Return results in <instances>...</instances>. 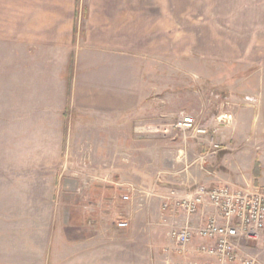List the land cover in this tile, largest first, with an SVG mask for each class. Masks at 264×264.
<instances>
[{"label": "rangeland", "instance_id": "374dc122", "mask_svg": "<svg viewBox=\"0 0 264 264\" xmlns=\"http://www.w3.org/2000/svg\"><path fill=\"white\" fill-rule=\"evenodd\" d=\"M138 3L142 15L156 14L146 16L151 24H142L140 32L100 30L112 13ZM72 11L73 0H0V264H132L134 251L128 245L117 251L112 233L118 222L138 216L120 198L132 194L133 179L117 174L122 164L132 172L136 161L125 148L116 159L121 145L113 139L122 132L150 137L156 155H142L140 162L144 169L150 161L153 176L168 162L176 177L186 175L190 163L218 172V156L237 152L245 130L238 129L231 142L232 128L221 129L212 143H182L168 138V124L191 111L207 123L230 114L234 104L252 106L254 123L264 113V0H79L71 42ZM134 40L142 43L141 55L130 47ZM73 56L69 104L66 67ZM140 85L156 89L148 96L156 104L150 123L148 116L127 119L132 111L116 105L86 104L92 88L129 92ZM259 134V128L250 132ZM106 139L109 162L102 163ZM237 164L244 169L248 160L242 156ZM194 170L189 177L195 178ZM241 185H253L248 173ZM136 239L127 235L124 245ZM244 248L255 264H264V230ZM164 260L160 253L148 264Z\"/></svg>", "mask_w": 264, "mask_h": 264}, {"label": "crops", "instance_id": "0c3cea01", "mask_svg": "<svg viewBox=\"0 0 264 264\" xmlns=\"http://www.w3.org/2000/svg\"><path fill=\"white\" fill-rule=\"evenodd\" d=\"M76 10H77V17L75 18ZM111 15L115 17L111 18L109 21L108 20L106 22L104 21L100 26V30L103 31L107 29L108 31H112L114 33L117 32L118 34L121 32H131V33L140 32L142 24H151L150 19L146 18V16L147 15L156 16L155 13L142 15V9L140 7V3L137 4V7H133V8L124 7L118 13L116 14L112 13ZM71 17L72 19L70 20L69 36L72 42L74 36V23L75 21L77 22L78 19V6H76V0H73V11ZM163 25L164 26L162 28H166L165 21L163 22ZM101 42H102L101 46L110 47L109 43L102 40ZM117 42L120 41L118 40ZM117 44L118 45L116 47L119 48L125 47L123 43H117ZM143 46H146V44H144ZM130 47L137 48L138 52L136 54L141 55V52L139 50L140 48H142V43L140 41L134 40L133 44ZM124 53L126 52L120 51V55L124 56L125 55ZM71 64L72 67H71V75H70L69 74L70 58H69L66 67L67 68L66 79H67V84L69 85V91H67L68 87H66V93H65L66 98L69 97L68 100L69 104H70V97H72L71 82L74 73L73 72L74 56L72 57ZM149 78L151 77L149 76ZM151 90H152V94H154L155 93L154 90L156 89L153 88ZM151 90L146 89L141 85L139 86V88H134L129 92H123V91L114 92V91L99 90L92 88L87 94L88 98L86 104L89 106L103 107L105 109H108L109 107L113 108L114 105H116L118 107H122V110L127 109L126 111H132V113L128 115L127 119H129L130 116H132L135 119L137 118L142 119L148 116L147 122L150 123V119L154 117L156 114V104L154 103L153 99L150 100L148 98V96L151 95L150 94ZM214 99L218 101L216 98ZM198 101L199 100L196 99V102ZM169 102H170L169 99H167V104ZM173 102H175V99ZM213 103L215 104V101H213ZM69 104H68V108H69ZM129 107H132L133 109L129 110ZM240 108H241L240 104L239 105L234 104V107L232 111H230V114H226V116H231V122L229 123L223 120L219 121L218 118L215 120L214 117H212L213 118V120H211L212 122L209 121L205 124L208 130H207V135H203V136H194L190 132L183 133L181 130L175 127V124L172 125L168 124V138H171L173 141L178 139V141H181L182 143L193 142L196 144H206L205 142L208 141L207 140L208 138H211L213 142V138L215 139L216 137H218V134L220 133L221 129L222 130L229 129L228 131H230V128H232V130L234 129V135H232V137L230 135L229 137L231 138L228 139L230 140L228 142H231V140H234L233 136H235V134H236L235 137L237 138L238 133L235 132H237L238 129H242L243 131L245 130L246 135L244 136V138L238 135L239 140L237 143L240 144V149L237 152L231 154L226 153L223 156H218V166H219L218 172L216 171L211 172L209 169H206L207 168L206 163H204L203 166L202 165L199 166V164H195V163L194 164L190 163L184 168L185 169L184 172H187L186 175L180 174L178 177H176L175 175L170 173L171 170H169L168 168L171 167L172 164L168 162V168L167 166H165L163 171L158 172L156 173V175L153 176L152 174L154 173L152 174L150 173V170H152L150 169L151 168L150 166L151 164H149L150 161L146 163L145 166H143L144 169H142L140 162V160L142 159V155H144L145 160H151L154 158L153 156L156 155L154 151L155 150L154 147H151L152 144L150 137L144 139H141V137L136 135L126 137L125 134H123L122 132V135L120 137L113 139V141L116 140V143L118 145H121V149L119 153H117L118 158L116 159L120 160L121 156L123 157L126 154L124 150L125 148L126 150L127 149L129 150L127 157L128 158L132 157L131 159L133 160V162L136 161V163H133L132 172L126 171L125 166L122 164L119 167H117L122 170V171H117V174L119 173L118 175L120 176L132 177L133 184L132 187H130L132 189V194L129 193L131 191L130 188H129L130 191L123 189L125 191H129L128 195L130 196V200L128 202H123L121 200V203L126 205L131 204L132 208L138 210L137 211L138 216H135L132 222L128 221L127 219H123V221L128 224V227L124 229H119L117 227L118 229H114V233H112L114 235L113 239L114 240L116 239L115 245H117L116 248L117 251L121 249L123 250V247L125 246L127 247V245H128L127 248L134 251L135 257H132L133 258L132 264H141V262L143 264L145 263L148 264V262L153 261L155 256L160 255V253L162 256L165 257L164 260L165 264H186L188 263L189 260L194 259V255L183 256L180 253L176 252L171 247V244L169 242L168 231L170 224L173 223L174 221H176L179 224H182L184 222V217L181 215L177 217H170L168 216V212L167 213L161 212V205L163 198L166 197L170 191L174 190L181 195H185L191 193V191L194 189L196 185H201V184H205L208 186H213L218 184H231V185L235 184L237 186L238 183L243 182V177L247 173L252 177L253 185L257 187L259 186L264 187V167H263L264 113L262 112L260 114L261 119L259 123L257 121L254 123V119H253L254 111L252 109L253 107L250 105H245L242 109ZM190 114L196 115V113L195 112L193 113L192 111L186 115L192 116ZM141 119L138 120L139 121L138 123H140ZM123 123L124 121L121 120L120 127L123 126ZM221 123L224 124L223 128H220ZM254 128H259L260 136H258V138L252 137L250 135V132H252ZM173 131L179 132L180 136H176V137L170 136L171 132ZM258 142H261L262 149H259L260 146H258ZM234 143L236 142L234 141ZM108 144H109L108 139L102 142V147L99 153L102 163L103 161H105L106 163L109 162L110 151ZM131 144L132 147L130 151ZM147 144L148 146H146ZM142 145L143 147L145 146V148H147V151L143 152L141 150ZM242 156L245 160H248V165L246 164L244 169H241V167L237 164V160H239ZM256 161H258L260 165L259 167L255 168L254 165ZM106 166H107L106 168L109 169L108 164ZM106 168H103L102 174L106 171L105 170ZM191 169H195L194 171L197 172L195 178L189 177V173H191ZM125 171L127 173H124ZM226 175L231 176L234 182L231 181V178L227 179ZM142 178L143 180L148 182V185H144L148 187L147 189L146 188L143 189L141 187ZM254 180L257 181L255 182L257 184H254ZM191 184H194L195 186L193 188H190ZM121 186L124 187L123 184H121ZM141 192L144 193V195L139 194ZM121 196H123V194L120 195V198ZM154 203L158 205L156 211L153 209ZM211 212L212 211L208 210L199 213L198 215H196L191 219L190 221L191 225L194 226L195 228L200 227L203 221ZM106 234L109 236L107 232ZM127 235L128 236L130 235L131 237L136 236L137 243L135 244L133 243L130 245L126 243V245H124L125 242L124 239ZM105 243L109 245L110 242H105ZM142 256H145V259L143 261H142Z\"/></svg>", "mask_w": 264, "mask_h": 264}, {"label": "built area", "instance_id": "2783aa9c", "mask_svg": "<svg viewBox=\"0 0 264 264\" xmlns=\"http://www.w3.org/2000/svg\"><path fill=\"white\" fill-rule=\"evenodd\" d=\"M217 100L219 96H215ZM231 122V116L218 118ZM206 123L181 115L175 127L194 136L207 135ZM212 142V139H211ZM128 202L130 196H121ZM212 211L202 225L195 228L190 221L204 211ZM161 212L170 217H184L182 224L169 226L171 247L183 256L194 255L186 264H255L244 246L257 242L264 230V190L253 185H196L191 193L181 195L172 190L163 198ZM117 227H128L118 222ZM197 242V243H196Z\"/></svg>", "mask_w": 264, "mask_h": 264}, {"label": "trees", "instance_id": "16d2710c", "mask_svg": "<svg viewBox=\"0 0 264 264\" xmlns=\"http://www.w3.org/2000/svg\"><path fill=\"white\" fill-rule=\"evenodd\" d=\"M76 6H78V0H76ZM86 15H87V14H86V9H84L83 16L86 17ZM76 17H77V10H76V13H75V18H76ZM76 23H77V22L75 21V23H74V32H76V29H77ZM71 63H72V58L70 59V66H69V74H70V75H71V67H72V66H71V65H72ZM69 80H70V79H69ZM67 89H68V91H69V85H68V88H67ZM258 166H259V165H258V161H256L254 167L256 168V167H258Z\"/></svg>", "mask_w": 264, "mask_h": 264}]
</instances>
